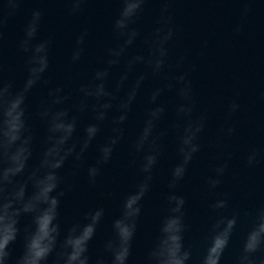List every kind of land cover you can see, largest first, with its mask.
<instances>
[{
  "label": "clouds",
  "instance_id": "9594fccd",
  "mask_svg": "<svg viewBox=\"0 0 264 264\" xmlns=\"http://www.w3.org/2000/svg\"><path fill=\"white\" fill-rule=\"evenodd\" d=\"M25 0H0V264H129L137 222L142 212L141 201L150 190L153 172L162 155L164 139L169 131L174 134L175 152L178 157L170 172L168 194L165 197L166 214L159 223L158 233L152 240L139 264H190L192 247L186 246L184 234L185 198L176 194L178 184L184 179L189 164L200 152V138L204 132L207 110L197 114V97L190 74L197 70L191 64L185 71L187 53L177 56L173 62L171 51L178 37L173 15L169 11L172 0H160L163 7L155 20V26L142 34L135 25L149 0H119L120 9L112 22L114 43L105 49L100 67L94 69L91 78L76 88L77 97L65 93L63 87L48 88L36 105L34 114L28 111V100L38 85L47 86L49 52L52 39H37L43 12L31 11L30 19L23 27V36L17 48L24 56L25 77L22 86L15 87L4 76L3 39L4 28L15 16ZM69 5L67 14L76 16L83 12L89 0H65ZM244 7L241 16L246 18L253 11L255 0H241ZM243 23L234 31L239 34ZM89 33L82 31L76 36L71 52V63L76 64L85 52ZM140 40L142 48L134 54L129 49ZM207 42H205L206 44ZM142 71L129 83L134 70ZM118 78L112 80L113 69H121ZM158 79L162 86L155 87L147 98V107L137 136L130 145L133 159L142 176L123 198L121 214L112 221V236L103 243V253L95 259L89 254V243L94 239L105 210L91 209L80 221L62 230L59 222L61 199L71 185L60 174L66 162L71 160L74 168L83 166L84 156L101 133L109 113L111 134L98 145L95 164L87 168L89 183L93 186L100 175L101 166L108 164L116 146L124 137V125L132 112L133 104L148 77ZM165 92H174L178 102L174 105L175 121L170 129L159 130V122L167 112V105L160 102ZM264 99V92L261 93ZM237 99L228 104L226 120L231 121L240 110ZM90 114L91 122L81 127V117ZM37 118L44 125L38 161L30 165L34 154L36 135L30 120ZM234 126L221 128L225 137L235 133ZM230 158V157H229ZM264 161V149L253 148L246 156V167L254 168ZM228 163L214 167L206 183L215 189L221 183ZM75 175V172L73 173ZM64 185V187H61ZM213 217L205 246L197 264H220L237 225L239 212L225 215L228 198H217L211 205ZM251 224L243 236L239 254L234 264H264V204L251 212ZM30 221L21 226V218ZM22 240V252L13 256L17 240Z\"/></svg>",
  "mask_w": 264,
  "mask_h": 264
},
{
  "label": "water",
  "instance_id": "95a60500",
  "mask_svg": "<svg viewBox=\"0 0 264 264\" xmlns=\"http://www.w3.org/2000/svg\"><path fill=\"white\" fill-rule=\"evenodd\" d=\"M68 7L65 0H25L20 11L9 19L4 28V76L15 87L22 86L26 75L24 56L19 53L17 45L34 8L43 12L37 39H52L50 66L46 73L50 83L33 89L28 100L30 114H34L36 105L46 95L48 88L63 87L65 93L72 96L69 103L74 102L76 88L80 83L87 82L94 69L102 65L105 49L114 43L111 26L120 9L119 0H89L83 12L76 16L67 14ZM162 7L160 0H149L135 27L142 34L150 32ZM243 7L241 0H172L169 4L178 31L171 58L174 62L178 55L187 53L185 65L180 71L196 64L197 70L190 74V79L197 97V114L205 109L208 114L200 138L201 150L194 156L184 179L175 190L186 201L184 211L188 230L184 234V242L192 247L193 260L190 264H197L203 253L205 238L216 215L211 205L217 198L227 195L228 208L223 210L225 215H231L233 211L240 213L220 264H234L243 236L251 224V217L244 213L264 204V161L254 168L246 167L248 152L253 148L264 149V99L261 98L264 92V0H255L251 4L253 11L246 18L241 16ZM238 23H243L239 34L234 31ZM84 30L89 33L84 45L85 52L79 62L72 64L75 38ZM138 48H142L140 40L129 49L130 54H134ZM121 70L113 69L112 80L118 78ZM142 70V66H138L130 76L129 83ZM158 86H162L158 79L149 76L145 80L123 126L124 137L116 146L111 161L101 166L95 186L89 183L87 168L96 162L98 145L111 134L109 121L117 115L115 111L109 113V121H105L101 133L85 153L83 166L74 168L69 160L60 170L66 183L71 185L61 199L59 222L62 230L80 221L83 214L91 209L103 207L105 210L96 235L89 243V254L93 259L106 255L103 253V243L113 234L112 221L121 214L124 196L142 179L138 173L139 161L137 166L130 165L133 159L130 145L139 132L142 115L149 107L147 98ZM233 99H237L241 107L228 121L225 118L227 108ZM160 102L167 105V112L158 126L163 131L170 129L175 121L174 105L178 98L174 92H165ZM89 122L90 114L81 117V127ZM30 123L37 139L29 163L35 165L42 147L40 141L44 125L34 115ZM228 126H234L236 131L232 136L225 137L221 128ZM163 143L150 190L141 201L142 212L137 222L129 264H139L142 260L158 233L160 220L166 214L165 197L169 191L170 172L178 163L171 131ZM225 161L228 168L220 178L221 183L215 189H210L207 178L214 175V167ZM29 221L30 217H22L21 226ZM12 248L13 256L19 255L22 240L18 238Z\"/></svg>",
  "mask_w": 264,
  "mask_h": 264
}]
</instances>
